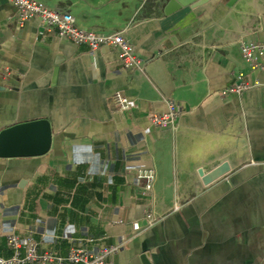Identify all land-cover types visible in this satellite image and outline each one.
Masks as SVG:
<instances>
[{"label":"crops","instance_id":"crops-1","mask_svg":"<svg viewBox=\"0 0 264 264\" xmlns=\"http://www.w3.org/2000/svg\"><path fill=\"white\" fill-rule=\"evenodd\" d=\"M38 1L81 28L123 30L145 72L122 70L118 47L92 50L38 17L20 24L13 0H0V132L38 119L53 131L44 155L0 157V256L15 231L59 255L124 242L106 264H143L144 253L153 264H262L264 69L241 43H264V0L170 14L169 0ZM239 80L260 85L222 95ZM168 99L177 125L159 128L150 115ZM142 168L156 173L151 191ZM150 211L156 223L135 234Z\"/></svg>","mask_w":264,"mask_h":264},{"label":"built area","instance_id":"built-area-1","mask_svg":"<svg viewBox=\"0 0 264 264\" xmlns=\"http://www.w3.org/2000/svg\"><path fill=\"white\" fill-rule=\"evenodd\" d=\"M17 8L18 22L23 24L32 17H38L47 30H55L59 37L68 38L78 44H86L92 50L102 46H115L120 49V66L122 70L145 72V65L133 45L126 38L124 31L102 33L93 29H84L77 25L76 19L69 11L60 8H50L38 0H13ZM242 54L252 68H263L264 58L263 42L241 43ZM241 77H239L240 79ZM260 85L259 82L239 80V82L224 88L222 95L241 94L246 89ZM118 110L126 111L132 106L127 95L116 92L113 96ZM180 115L178 105L171 99L167 100V110L164 113H152L150 121L159 128H175ZM139 177L145 180V189H153L156 173L151 168L139 169ZM146 221L133 222L135 234L153 226L157 218L153 212H148ZM7 243L12 249L8 257L0 256V264H106L108 258L123 247L120 244L104 245L97 250L89 251L85 247H72L66 255H59L53 251L40 247L32 232L21 236L15 231L7 234Z\"/></svg>","mask_w":264,"mask_h":264},{"label":"water","instance_id":"water-1","mask_svg":"<svg viewBox=\"0 0 264 264\" xmlns=\"http://www.w3.org/2000/svg\"><path fill=\"white\" fill-rule=\"evenodd\" d=\"M199 0H169L165 13L170 14ZM53 131L47 119L22 122L0 132V157H27L46 154L52 143ZM143 264H153L149 253L141 256ZM264 264V262L262 263Z\"/></svg>","mask_w":264,"mask_h":264}]
</instances>
